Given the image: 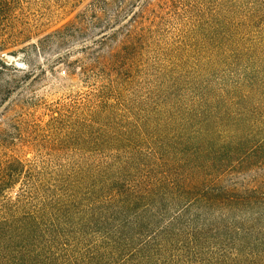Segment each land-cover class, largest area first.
<instances>
[{"label":"rangeland","instance_id":"rangeland-1","mask_svg":"<svg viewBox=\"0 0 264 264\" xmlns=\"http://www.w3.org/2000/svg\"><path fill=\"white\" fill-rule=\"evenodd\" d=\"M16 19L0 51V90L10 85L0 96V160L62 177L168 139L201 99L211 113L242 115L239 135L264 137L258 0H21ZM219 183L262 188L264 166L227 171ZM239 218L264 229V214ZM249 253L264 262V246Z\"/></svg>","mask_w":264,"mask_h":264},{"label":"trees","instance_id":"trees-1","mask_svg":"<svg viewBox=\"0 0 264 264\" xmlns=\"http://www.w3.org/2000/svg\"><path fill=\"white\" fill-rule=\"evenodd\" d=\"M20 1L0 0V51ZM204 101L184 109L168 139L52 180L0 160V264H264L247 260L264 229L239 218L264 214V187L219 183L227 171L264 166V137L239 135L242 115L211 113Z\"/></svg>","mask_w":264,"mask_h":264}]
</instances>
